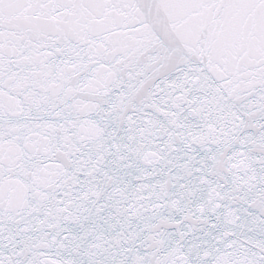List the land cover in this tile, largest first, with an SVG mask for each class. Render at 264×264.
Returning a JSON list of instances; mask_svg holds the SVG:
<instances>
[{"label":"snow or ice","instance_id":"snow-or-ice-1","mask_svg":"<svg viewBox=\"0 0 264 264\" xmlns=\"http://www.w3.org/2000/svg\"><path fill=\"white\" fill-rule=\"evenodd\" d=\"M0 264H264V0H0Z\"/></svg>","mask_w":264,"mask_h":264}]
</instances>
